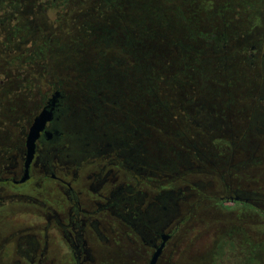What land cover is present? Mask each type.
I'll return each mask as SVG.
<instances>
[{"label":"flooded vegetation","instance_id":"obj_1","mask_svg":"<svg viewBox=\"0 0 264 264\" xmlns=\"http://www.w3.org/2000/svg\"><path fill=\"white\" fill-rule=\"evenodd\" d=\"M182 9L189 13L184 6ZM189 17L193 19L194 15ZM189 24L194 26V22ZM230 38L221 35L210 40L225 45ZM252 38L249 36L248 40ZM233 41L236 48L244 42ZM246 47L240 49L241 55L249 54L252 60L264 59V52L258 46ZM226 48L222 46V50ZM66 88L56 87L50 90L46 100L38 101L24 129L18 132L16 142L15 134L9 131L5 142H0V264H150L160 247L155 264H174L176 245L183 239L184 227L192 220L190 209L181 212L180 203L190 205V191L198 187L185 176L194 165L201 166L204 162L215 168V175L225 189L218 198L220 210L236 207L264 210V195L248 188L249 181L245 186L244 181L239 182L241 188L232 189L231 182L226 183L225 179V174H249L264 168V145L258 142L254 148L247 146L254 134L264 138V107L246 131L234 132L230 127L219 134L221 141L215 148L214 163L207 157L212 149L205 154L195 150L193 155L188 148H155L157 153L144 149L139 120L134 131L129 125L124 131H110L105 123L104 107L96 101L95 110L85 108L80 93L66 92ZM55 92L61 97L53 119L36 140L28 179L21 183L29 127ZM137 98L140 102V91ZM222 110L226 113L224 107L216 112L225 115ZM97 112H103L104 116H95ZM218 120L222 127L224 121L220 116ZM153 134L157 135H148L153 138ZM182 139L187 141L189 137ZM242 153L245 157L239 158ZM198 155L202 157L192 158ZM163 163L169 165L165 170L168 174H159L155 168ZM180 179L185 185L173 188V183ZM227 202L231 205H226ZM246 246L226 235L217 246L211 264H229V260L234 263L233 252L238 247L243 249L246 262L250 259ZM143 251L148 256L144 262L139 258Z\"/></svg>","mask_w":264,"mask_h":264},{"label":"trees","instance_id":"obj_2","mask_svg":"<svg viewBox=\"0 0 264 264\" xmlns=\"http://www.w3.org/2000/svg\"><path fill=\"white\" fill-rule=\"evenodd\" d=\"M182 8V0H0V142L8 131L17 140L38 101L67 86L83 107L106 109L110 131H134L139 120L144 149L216 153L230 128L220 127L216 111L233 100L219 99L214 74L230 77L235 62L217 56L229 43L188 25L198 18ZM195 36L203 48L185 42ZM251 61L239 58L243 66ZM151 133L170 145L149 148Z\"/></svg>","mask_w":264,"mask_h":264},{"label":"rangeland","instance_id":"obj_3","mask_svg":"<svg viewBox=\"0 0 264 264\" xmlns=\"http://www.w3.org/2000/svg\"><path fill=\"white\" fill-rule=\"evenodd\" d=\"M183 6L185 9H189V15L198 18L194 22V26L200 31L206 33L214 31L217 37H221V35L231 37L227 52H221L217 56H233L235 62L231 66L233 72L230 77H226L222 71L216 72L214 74L216 77H214L219 86L215 84L214 89L220 92L219 99L222 101L233 100V104L230 109L226 110V113L222 110L225 115L219 113L223 123L229 124L234 132L246 131L253 118H256V113H259V110L264 107V59L255 58L250 62V66L247 65L249 67L243 66L239 63V58L242 56L240 49L246 46V48L258 46L260 51L264 52V37H261L264 33V0H185ZM203 8H207V11L204 12ZM249 36H253V38L248 40ZM246 39L247 41H245ZM191 40H185V42L199 43L201 44L200 48H203L200 39L196 36L194 40ZM233 40L244 42L236 48L237 44ZM259 41L261 44L257 45ZM237 52L238 55H236ZM206 53L208 54H205L204 57L210 56L209 51ZM228 83L231 85H227ZM36 87L44 88L43 85ZM67 90L66 88L65 91L67 92ZM13 106L18 111L21 109L15 103ZM217 109L221 110V108ZM255 122L256 120H254V124ZM255 126H253L254 129ZM3 135L6 136V134ZM153 135V138L148 140V143H151L149 148L157 145L166 147L170 145V142L165 141V138ZM14 141H17L15 136ZM258 142L263 146L264 138L262 135L254 134L253 139H248L247 146L254 148ZM150 150L152 153H157V151L154 152L153 148ZM214 154L215 152H210L207 157L209 161L215 163L217 158L213 157ZM243 157H245L243 153L239 155V158ZM168 167L167 163H163L161 166L155 165L159 174H168L165 171ZM213 169L215 170L211 163L204 162L201 166L194 165L192 172L185 176L186 180L198 184V187H192L190 191L192 195L190 205L180 203L181 212L190 209L192 220L190 219L191 221L184 227L183 239L176 245L174 264L213 263L215 250L226 235L234 237L240 246H249L250 259L245 262L243 249L240 250L238 247V250L236 248L233 252L234 263L232 264L264 263V210L257 211L249 207L220 210L221 203L218 198L223 196L225 189H223L222 183L220 185L219 177L215 175ZM225 179L226 183L231 182L232 189L241 188L239 182L244 181L242 183L245 186L249 181L250 186L248 188L264 195V168L254 169L249 174L244 172L233 174V176L225 174ZM208 183H212L213 186L207 187ZM184 185L180 179L172 186L176 188ZM199 186L204 187L199 188ZM244 186L242 188H245ZM226 205L230 206L231 202H227ZM183 226L180 225V228ZM244 249L247 248L244 247ZM140 253L139 258L143 262L147 260L148 256L145 251ZM180 261H184V263H180ZM231 261H228L229 264Z\"/></svg>","mask_w":264,"mask_h":264},{"label":"water","instance_id":"obj_4","mask_svg":"<svg viewBox=\"0 0 264 264\" xmlns=\"http://www.w3.org/2000/svg\"><path fill=\"white\" fill-rule=\"evenodd\" d=\"M60 97H61L60 93L55 92L54 95L50 98L47 106L43 108V110L33 119L32 124L29 127L26 136L27 152H26L25 164H24L25 170H24V175L20 180L21 183L25 182L28 179V168L34 155L35 142L39 138L40 133L45 130L46 124L52 121L54 108L56 106L57 100ZM160 253H161V247L157 248L156 252L153 254L150 260V264H155Z\"/></svg>","mask_w":264,"mask_h":264}]
</instances>
